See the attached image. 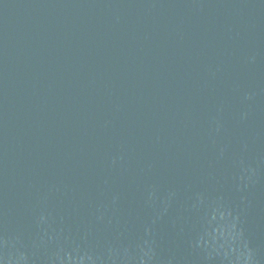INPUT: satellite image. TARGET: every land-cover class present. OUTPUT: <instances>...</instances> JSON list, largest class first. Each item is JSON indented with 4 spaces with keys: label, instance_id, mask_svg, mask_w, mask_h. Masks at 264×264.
<instances>
[{
    "label": "water",
    "instance_id": "1",
    "mask_svg": "<svg viewBox=\"0 0 264 264\" xmlns=\"http://www.w3.org/2000/svg\"><path fill=\"white\" fill-rule=\"evenodd\" d=\"M0 264H264V0H0Z\"/></svg>",
    "mask_w": 264,
    "mask_h": 264
}]
</instances>
